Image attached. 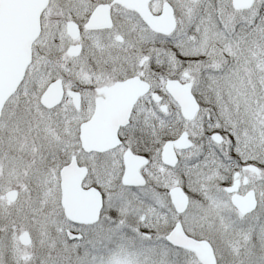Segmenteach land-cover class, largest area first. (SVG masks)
<instances>
[{"label": "snow or ice", "instance_id": "1", "mask_svg": "<svg viewBox=\"0 0 264 264\" xmlns=\"http://www.w3.org/2000/svg\"><path fill=\"white\" fill-rule=\"evenodd\" d=\"M0 264H264V0H0Z\"/></svg>", "mask_w": 264, "mask_h": 264}]
</instances>
